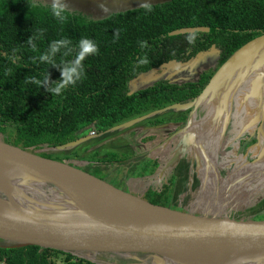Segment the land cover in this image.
<instances>
[{"label":"trees","instance_id":"16d2710c","mask_svg":"<svg viewBox=\"0 0 264 264\" xmlns=\"http://www.w3.org/2000/svg\"><path fill=\"white\" fill-rule=\"evenodd\" d=\"M183 27L207 30L170 34ZM263 34L264 0H165L101 19L32 0H0L2 139L28 150L56 148L91 125L105 130L145 110L194 100L226 59ZM212 49L214 65L195 80L160 79L129 90L140 74ZM128 159L111 153L79 168L103 179L100 164H114L119 173ZM150 161V170L135 176L153 173L157 162ZM171 184L147 188L141 197L170 207ZM60 256L62 264H100L37 245L0 248V264H56Z\"/></svg>","mask_w":264,"mask_h":264},{"label":"rangeland","instance_id":"374dc122","mask_svg":"<svg viewBox=\"0 0 264 264\" xmlns=\"http://www.w3.org/2000/svg\"><path fill=\"white\" fill-rule=\"evenodd\" d=\"M32 1L78 12L87 19H101L114 12L165 0ZM214 52L213 49L209 50L204 53V56H211ZM212 60L214 61V59ZM171 65H176V63L168 62L158 70L140 74L130 82L129 90L142 88L160 79L173 81L174 77L184 75L181 73L176 76L175 73L172 75ZM187 66L191 67L192 64ZM225 72V74L229 73V69ZM198 102L199 100L196 103ZM196 103L187 113L184 112L186 116L182 114V119H186L187 115L191 114ZM173 105L174 103L164 104L156 109H148L146 112L122 120L128 126L126 132L129 135V141L133 143L132 145L125 142L124 138L123 140L119 139L120 137L116 133L120 131L113 128L114 126L105 130L95 129L94 135H89L86 132L89 126L83 130L85 133L81 136L84 140L79 145H67L59 148L40 147L35 150L38 153L49 154L50 158L62 160L77 167L89 165L88 162L92 159H99L111 153L125 154L130 159L125 166L122 165L116 169L119 173L114 172L113 168L116 167L113 166L114 164L99 165L103 172L99 171L98 174L103 180L120 189L127 190L128 187L129 192L139 196H142L147 188L159 190L163 184H167L171 180L172 192L169 206L175 210L195 215L229 216L236 219H256L264 216V126H262V130L260 129L261 131L256 130L253 135L249 134L250 139L246 138L244 142L240 143L245 139L242 134L244 131L237 130L228 134V128H224L226 125V121H224L220 129L218 126L211 127L197 140L187 134L189 132L187 123H183L181 126L183 120L175 119L180 113H174V109L171 108ZM202 116L204 115H194L196 119ZM141 118L145 119L142 121ZM192 118L193 116H191ZM122 121L117 125H121ZM136 123H141L143 126L149 123L150 125L156 124L159 130L152 134L155 139L150 143L144 142L145 140L140 142L144 135L143 132L140 136L136 134ZM3 136L4 134L0 133V138ZM188 138L191 142L186 144ZM142 156L153 159L158 165L151 174L135 176L136 172L145 170L147 172L151 168V165L147 164L151 162L148 160L149 158H138L136 162V157ZM124 173L134 175L124 179ZM38 185L40 187L29 183L27 186L20 187L39 203L35 209L37 215L47 218L63 215L62 211L69 206L66 197L48 186ZM0 197L8 200L11 197L14 198V194L0 190ZM26 208L30 211L34 210L28 205ZM61 259L62 256L58 257L56 264H62ZM95 259L100 264H181L159 258L127 259L115 256H96Z\"/></svg>","mask_w":264,"mask_h":264},{"label":"water","instance_id":"95a60500","mask_svg":"<svg viewBox=\"0 0 264 264\" xmlns=\"http://www.w3.org/2000/svg\"><path fill=\"white\" fill-rule=\"evenodd\" d=\"M206 30L183 27L170 34ZM259 43H264V34L226 59L198 98L174 105H194L230 69L241 51ZM82 140L77 138L63 146ZM0 159L69 201L63 215L43 217L47 219L44 222L10 218L0 209V248L37 245L89 261L96 256H115L159 258L181 264H204L209 254H228L252 257L256 259L254 264H264V218L195 215L152 204L68 162L44 157L34 149L21 148L2 138Z\"/></svg>","mask_w":264,"mask_h":264},{"label":"crops","instance_id":"0c3cea01","mask_svg":"<svg viewBox=\"0 0 264 264\" xmlns=\"http://www.w3.org/2000/svg\"><path fill=\"white\" fill-rule=\"evenodd\" d=\"M211 56H204V53H202L186 63L171 65L172 75L174 73L175 76L178 73L184 74L174 77L172 82L197 79L198 74L202 70L211 67L215 63V52L212 53ZM212 59H214V61ZM189 64H192V66L188 67L187 65ZM220 79V81H216L206 91L205 95L196 103L192 111L190 110L191 114L189 113L186 119H182V114L189 110L192 105L188 107L173 105L171 108L174 109V113H180L175 119L183 120L181 126L183 123H187L189 130L187 134L191 135L193 138H197V140L200 139L203 133L210 130L211 127L218 126L220 129L224 121H226L224 128H228V134H232V132H236L237 130H243L244 132L242 134H244L245 138L250 139L249 134L253 135V132L260 129L262 130V126H264V43L252 44L247 49L241 51L232 66H230L229 73H224ZM209 91L211 92L209 93ZM152 109L156 108H151L150 110ZM146 111L147 110L143 112ZM194 115L204 116L197 117L196 119ZM191 116H193L192 119ZM144 119L145 118H141L140 120L143 121ZM121 121L115 123L113 128L120 131L116 133L119 135V139L123 140L124 138L125 142L132 145L133 143L129 141V135L126 132L128 128L127 124L122 121L121 125H117ZM154 123L151 125L149 123L145 126L141 123H136V134L140 136L143 132L142 134L144 135V137L140 139V142L145 140L144 142L150 143L155 139L152 134H154V132L156 133L159 129ZM91 128L96 129L94 125H91L87 133ZM81 135H83V132L80 133L78 139L83 138ZM194 135H196V137H194ZM81 142H83V140ZM188 142H191L189 138L186 144ZM79 143L74 145H79ZM146 158L149 157L146 156ZM149 159L151 160V158Z\"/></svg>","mask_w":264,"mask_h":264},{"label":"bare ground","instance_id":"6f19581e","mask_svg":"<svg viewBox=\"0 0 264 264\" xmlns=\"http://www.w3.org/2000/svg\"><path fill=\"white\" fill-rule=\"evenodd\" d=\"M29 183L40 187L36 180L28 178L24 173L10 168L0 159V190L6 193H13L9 201L0 198L1 212L10 218L21 220H33L34 222H44L47 219L37 215V206L39 203L36 199L28 196L20 187L27 186ZM7 195V194H6ZM30 206L34 210L30 211L26 208ZM204 264H254V258H243L240 256H231L228 254H209Z\"/></svg>","mask_w":264,"mask_h":264},{"label":"built area","instance_id":"2783aa9c","mask_svg":"<svg viewBox=\"0 0 264 264\" xmlns=\"http://www.w3.org/2000/svg\"><path fill=\"white\" fill-rule=\"evenodd\" d=\"M91 129L88 131V133H89V135H94L95 134V129L94 130H93V128H91Z\"/></svg>","mask_w":264,"mask_h":264},{"label":"flooded vegetation","instance_id":"af4514ba","mask_svg":"<svg viewBox=\"0 0 264 264\" xmlns=\"http://www.w3.org/2000/svg\"><path fill=\"white\" fill-rule=\"evenodd\" d=\"M186 116V115H185ZM246 140V138L245 139H243V140H241L240 141V143H242V142H244ZM143 157V156H142ZM145 157V156H144ZM146 158V157H145ZM152 160V159H151ZM157 165H158V163H157ZM127 187V186H126ZM127 190H128V187H127Z\"/></svg>","mask_w":264,"mask_h":264}]
</instances>
